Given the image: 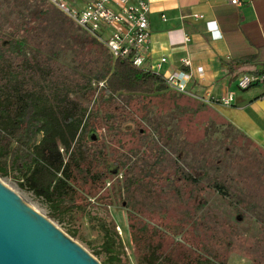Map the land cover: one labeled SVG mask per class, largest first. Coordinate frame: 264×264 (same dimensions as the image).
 Returning <instances> with one entry per match:
<instances>
[{"label":"rangeland","instance_id":"obj_1","mask_svg":"<svg viewBox=\"0 0 264 264\" xmlns=\"http://www.w3.org/2000/svg\"><path fill=\"white\" fill-rule=\"evenodd\" d=\"M69 22L44 0H0V34L23 38L28 44L27 58L34 70L32 74L22 72V76L35 83L60 114L86 117L101 88L93 76L107 55L85 44L84 35ZM123 102L118 98L117 107ZM118 114H113V122ZM115 132L98 129L93 135L97 143L89 144V149L96 151L104 146L106 150H119L125 156L124 167L117 172L113 169L115 174L96 196L108 200L101 203L89 198L90 205L83 212L74 210L53 218L49 206L21 189L14 175L0 179L29 196L49 221L101 264L108 263L101 251L104 233L99 221L117 226L122 244V249L116 250L118 257L123 264H136L125 207L130 202H137L143 215L148 211L154 219L167 214L174 222L194 221L198 227L195 241L210 230L208 247L226 256V264H264V153L208 107L172 92L152 99L146 119L138 117L128 122L122 134L113 138ZM117 138L124 149L115 143ZM150 169L152 175L162 173L170 180L160 183L161 189L141 184L127 193L126 184ZM118 174L122 175L124 192L116 181L111 190L106 189V182ZM191 177L196 178L194 183ZM214 182L220 185L219 191L211 187Z\"/></svg>","mask_w":264,"mask_h":264},{"label":"trees","instance_id":"obj_2","mask_svg":"<svg viewBox=\"0 0 264 264\" xmlns=\"http://www.w3.org/2000/svg\"><path fill=\"white\" fill-rule=\"evenodd\" d=\"M77 30L84 35L85 44L107 55L103 66L93 76L101 88L86 117L57 112L49 97L40 94L36 84L22 76V72L32 74L34 70L27 58V41L0 34V76L3 77L0 78V176L14 175L21 189L43 199L53 218L74 210L85 211L90 205L89 198L101 203L108 200L109 197L96 196L105 181L123 169L125 156L119 150H106L104 146L96 151L89 149V144L97 143L94 132L105 127L109 132L115 130L113 138H116L128 122L138 117L146 119L154 97L169 92L162 75L141 69L129 59L113 60L104 47ZM86 97L91 100L93 96L86 94ZM118 98L124 102L117 107ZM115 112L119 114L113 122ZM115 143L120 149L125 148L120 139ZM191 178L194 183L196 178ZM169 180L170 176L162 173L152 175L150 169L126 184L125 190L133 192L134 187L141 184L161 189V184ZM210 185L220 190L218 183ZM125 207L136 264H226V256L208 247L210 230L204 231L203 239L195 241L198 227L191 219V222H174L173 216L167 218V214L154 219L148 211L144 216L137 202ZM99 227L104 233L101 251L107 263L123 264L116 251L122 249L117 226L113 222L106 225L99 221Z\"/></svg>","mask_w":264,"mask_h":264},{"label":"crops","instance_id":"obj_3","mask_svg":"<svg viewBox=\"0 0 264 264\" xmlns=\"http://www.w3.org/2000/svg\"><path fill=\"white\" fill-rule=\"evenodd\" d=\"M149 1L144 68L163 78L191 73L188 94H175L208 107L264 153V83L247 90L237 87L240 75L264 72V0ZM182 59L191 62L190 69ZM228 95L233 99L225 105L221 101Z\"/></svg>","mask_w":264,"mask_h":264},{"label":"built area","instance_id":"obj_4","mask_svg":"<svg viewBox=\"0 0 264 264\" xmlns=\"http://www.w3.org/2000/svg\"><path fill=\"white\" fill-rule=\"evenodd\" d=\"M49 6L59 12L72 25L88 35L104 47L113 60L129 59L133 65L144 68L147 50L149 48V0H44ZM237 4L236 0L232 1ZM164 20V17H162ZM161 63L165 59L160 60ZM184 68H191L188 59H182ZM202 73V69H197ZM191 73L177 72L164 77L168 91L177 94H188L186 83ZM264 83V73L243 74L237 79V87L247 90ZM232 95L221 102L229 105ZM113 181L123 187L122 175L113 176L105 184L106 189L112 188ZM111 190V189H110ZM43 201V199H40Z\"/></svg>","mask_w":264,"mask_h":264},{"label":"water","instance_id":"obj_5","mask_svg":"<svg viewBox=\"0 0 264 264\" xmlns=\"http://www.w3.org/2000/svg\"><path fill=\"white\" fill-rule=\"evenodd\" d=\"M0 264H101L0 183Z\"/></svg>","mask_w":264,"mask_h":264},{"label":"bare ground","instance_id":"obj_6","mask_svg":"<svg viewBox=\"0 0 264 264\" xmlns=\"http://www.w3.org/2000/svg\"><path fill=\"white\" fill-rule=\"evenodd\" d=\"M0 183L3 184L7 189H9L11 192H13L16 196H18L23 202H25L29 207H31L35 212H37L39 215L43 216L45 215L32 203L29 196L25 195L24 192L18 190L13 184L8 183L4 180L0 179Z\"/></svg>","mask_w":264,"mask_h":264}]
</instances>
